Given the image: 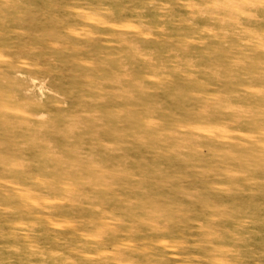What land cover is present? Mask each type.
Returning <instances> with one entry per match:
<instances>
[{
    "label": "rangeland",
    "instance_id": "obj_1",
    "mask_svg": "<svg viewBox=\"0 0 264 264\" xmlns=\"http://www.w3.org/2000/svg\"><path fill=\"white\" fill-rule=\"evenodd\" d=\"M0 264H264V0H0Z\"/></svg>",
    "mask_w": 264,
    "mask_h": 264
}]
</instances>
